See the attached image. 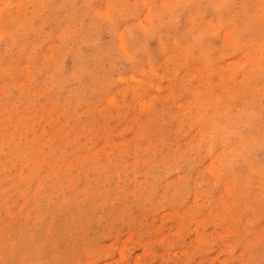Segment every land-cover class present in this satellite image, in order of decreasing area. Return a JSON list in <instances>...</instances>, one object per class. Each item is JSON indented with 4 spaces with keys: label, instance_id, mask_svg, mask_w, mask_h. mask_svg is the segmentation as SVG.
Returning <instances> with one entry per match:
<instances>
[{
    "label": "rangeland",
    "instance_id": "374dc122",
    "mask_svg": "<svg viewBox=\"0 0 264 264\" xmlns=\"http://www.w3.org/2000/svg\"><path fill=\"white\" fill-rule=\"evenodd\" d=\"M0 264H264V0H0Z\"/></svg>",
    "mask_w": 264,
    "mask_h": 264
}]
</instances>
